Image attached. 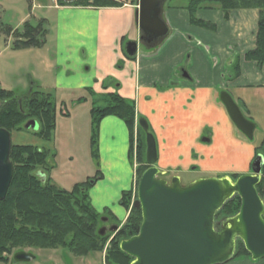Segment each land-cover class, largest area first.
Here are the masks:
<instances>
[{"label":"crops","instance_id":"obj_1","mask_svg":"<svg viewBox=\"0 0 264 264\" xmlns=\"http://www.w3.org/2000/svg\"><path fill=\"white\" fill-rule=\"evenodd\" d=\"M48 8L61 21L57 37L66 44V56L71 50L67 45L71 36L94 32V50L102 75L118 80L117 93L133 100L138 114L152 128L158 148L155 166L160 172L204 176L249 172L259 145L238 132L218 95L227 91L252 115L247 117L255 127L261 125L263 133L264 65L244 59V54L255 46L256 9L233 10L226 17L217 7L200 9L197 18L214 26L202 28L189 23L185 7L163 5L162 19L169 27L167 38L160 47L137 50L135 59L127 60L120 40L132 13L135 18V2L94 8L60 6L52 0ZM105 33L109 34V42L103 45ZM75 41L82 47L80 37ZM64 70L67 76L72 75ZM236 71L239 74L233 77ZM45 92L57 96L55 88ZM203 137L209 142H202ZM90 155L97 159V169L86 173L84 180L100 176L89 191L91 206L96 212L108 210L117 220H124L127 212L118 202L124 192L132 189L133 174L130 133L121 119L107 116L100 121L96 154ZM224 264L260 263L241 255Z\"/></svg>","mask_w":264,"mask_h":264},{"label":"trees","instance_id":"obj_2","mask_svg":"<svg viewBox=\"0 0 264 264\" xmlns=\"http://www.w3.org/2000/svg\"><path fill=\"white\" fill-rule=\"evenodd\" d=\"M60 6H91L94 8L119 7L122 4L113 0H57ZM216 6L226 17L231 11L238 9L257 10V30L255 46L244 54V59L264 65V0H189L185 9L189 23L202 28L214 26L196 17L200 9ZM44 20L32 25L24 22L19 29L5 28L14 41L15 50L41 47L44 42ZM146 49L153 46L144 45ZM236 71L232 75L238 76ZM115 116L127 125L133 142L134 105L116 92L108 93L104 107L92 108L90 111V148L92 156L96 154L98 122L104 116ZM34 119L39 127L34 132L43 141L52 139L56 122V104L50 92L31 91L28 96H21L16 91L0 88V128L7 131H19L24 123ZM142 134V136H141ZM144 134L137 128V178L148 168L144 161ZM132 145L130 147V155ZM255 155L263 156L261 166L262 178L256 185L261 199L264 196V138L255 148ZM50 151L34 145H15L10 147V160L13 173L4 200L0 202V264L9 261L7 255L24 248H62L76 256H85L90 252H106L104 264H130L132 258L119 249V243L138 231L141 212L130 206V191L122 194L120 203L130 209L128 216L114 237L107 242V233L98 234L99 217L91 206L87 189L89 181L94 183L100 176L95 174L83 182L75 183L70 189H61L39 176L42 169L51 167ZM238 177L232 175L233 179ZM91 183V185H92ZM240 200L237 195L227 200L216 212L217 222L237 213ZM101 222V221H100ZM107 242V243H106ZM249 255L241 242H237L232 258Z\"/></svg>","mask_w":264,"mask_h":264},{"label":"water","instance_id":"obj_3","mask_svg":"<svg viewBox=\"0 0 264 264\" xmlns=\"http://www.w3.org/2000/svg\"><path fill=\"white\" fill-rule=\"evenodd\" d=\"M166 0H137L135 21L141 33L139 40L150 44L165 38L169 28L162 20ZM138 42L125 43L127 57L136 55ZM235 127L248 139L255 124L246 119L226 91L219 93ZM138 124L145 132V161L149 167L141 174L132 207L140 210L141 222L136 234L119 243V249L132 258L130 264H223L234 254L236 242L243 245L252 260L264 258V203L256 185L261 180L263 156L251 164V173L232 180L228 176L195 179L183 185L178 177L169 182L159 178L153 166L157 158L155 140L144 119ZM25 128H36L30 120ZM10 132L0 128V202L4 200L13 173L10 160ZM43 178L42 173H39ZM237 195L240 200L236 214L215 222L216 212ZM108 218H101L106 222ZM117 225L102 226L99 235L112 232ZM31 253L17 251L14 261H30Z\"/></svg>","mask_w":264,"mask_h":264},{"label":"rangeland","instance_id":"obj_4","mask_svg":"<svg viewBox=\"0 0 264 264\" xmlns=\"http://www.w3.org/2000/svg\"><path fill=\"white\" fill-rule=\"evenodd\" d=\"M119 1L121 3L125 1L129 4L135 2V0ZM188 1L166 0L164 7H185ZM49 5H52V0H0V88L27 93L32 88L33 91L39 92L56 89L57 100L59 103L62 102L66 105L69 113L66 116H57L52 139L43 141L37 138L34 132L38 130V124L35 129L25 128V125H23V128L19 131L11 132L10 139L11 144L36 145L43 149H48L51 154V167L48 170L43 168V173L54 185L61 189H70V186L75 183L83 182L84 176L91 169H97L98 161L96 158L91 157V152L89 153L91 150L89 144L91 134L89 129V111L91 107H104L108 93H117L116 89L119 88V83L118 80H115L110 75H102V68L98 67L100 62L94 50L97 43L94 38V32L91 35L82 31L79 36H71V41L67 44L71 45V50L66 56V44L59 36L57 37L58 24L61 21H57L56 13L53 9L48 8ZM197 16L198 13H196ZM42 19L46 29L43 45L38 48L13 49L14 38L5 32V28L19 29L24 22L36 25ZM108 35V33H105L103 45L109 42ZM79 37L82 40V47H79L75 41ZM137 39L138 28L132 13L120 40L121 50L124 52L126 42ZM142 50L146 49L139 45L138 52ZM65 68L72 75L67 76L64 72ZM78 98L81 99L77 101ZM239 107L245 117H247V114L252 116L246 110H243L241 105ZM253 123L255 124L254 121ZM263 138L264 131L261 133V125L256 124L250 140L253 143L256 141L260 145ZM136 159L137 157L135 156L132 158L134 162H132L133 186L130 190V209L132 201L136 199L135 184L138 180L137 173L135 174L138 165ZM167 173L172 172L169 171ZM240 174L246 173L239 172ZM201 176L203 177L204 173H179L182 184H188L191 180ZM92 182V180L89 181L88 195ZM262 200L264 203V196ZM114 207L117 206L114 204ZM129 208L126 209L124 207L127 212L126 218ZM96 213L100 221L102 217L108 218L106 222L99 221V226L108 227L107 225L110 222L117 225L115 231L106 232L107 242H109L118 229L122 227L126 218L117 220L108 210L103 212L98 210ZM105 249L106 244L101 251L90 252L85 256H76L59 247L46 249L24 248L20 251L31 253L33 255L32 260L17 262L13 260L12 256L14 253H11L7 255L9 261L3 264H104ZM255 262L262 264L264 263V258L257 259Z\"/></svg>","mask_w":264,"mask_h":264},{"label":"flooded vegetation","instance_id":"obj_5","mask_svg":"<svg viewBox=\"0 0 264 264\" xmlns=\"http://www.w3.org/2000/svg\"><path fill=\"white\" fill-rule=\"evenodd\" d=\"M46 30V29H45ZM138 39L137 40H134V41H137L138 42V46L139 45H141V46H143L144 47V45H151V46H153V48H158V47H160L162 44H163V42H164V40L167 38V36L165 37V38H163V39H161V40H157V41H154V42H152V43H150V44H147V43H145V42H141L140 40H139V37H140V35H141V33H140V31H139V29H138ZM45 34H46V32H45ZM169 34V33H168ZM45 36V35H44ZM44 43V42H43ZM145 48V47H144ZM122 55H123V57L124 58H126L127 60H134L135 59V57L136 56H134V57H132V58H129V57H127V55L125 54V52H123L122 51ZM118 86H119V84H118ZM31 91H33V88L32 89H30V92L29 93H27V92H20V91H16L19 95H21V96H28L30 93H31ZM225 91V90H224ZM57 96H53V98H54V100H55V104H56V118H57V116H59V115H64V116H66V115H68V113H69V110H68V108L66 107V105L65 104H63L62 102H60L59 103V101L57 100V98H56ZM121 97H123V98H125L124 96H121ZM231 98H232V96H230ZM81 98H78L77 99V101L78 100H80ZM125 99H127V100H130V101H132L133 102V105H134V115H135V118H134V126H133V142L131 143V138H130V147H131V145H132V147H133V154H134V156H136L137 157V128H140L141 129V127L139 126V124H138V120L140 119V118H142V119H144L145 121H146V123H147V126H148V132L150 133V134H152V136H153V138H154V140H155V144H156V150H157V158H156V161H155V163H154V166H155V164L157 163V161H158V148H157V142H156V139H155V136H154V133H153V131H152V128L150 127V124H149V122H148V120L144 117V116H141V115H139L138 114V110H137V107H136V103L133 101V100H131V99H128V98H125ZM232 100L235 102V104L239 107V105L237 104V102L232 98ZM218 101L220 102V100H219V95H218ZM76 102V101H75ZM221 103V102H220ZM71 105H74V104H71ZM222 105V104H221ZM223 106V105H222ZM224 107V106H223ZM92 108H97V107H91V109ZM91 109H90V111H91ZM239 109H240V107H239ZM241 110V109H240ZM90 111H89V121H90ZM107 116H112V115H107ZM107 116H104V117H102L101 119H100V121L103 119V118H105V117H107ZM247 118V117H246ZM30 120H34V119H29V120H27L25 123H24V125L28 122V121H30ZM35 121V120H34ZM100 121L98 122V127H99V123H100ZM36 122V121H35ZM124 122V121H123ZM232 122V121H231ZM38 123L36 122V125H37ZM55 124H56V122H55ZM125 124V123H124ZM233 124V123H232ZM126 125V124H125ZM234 125V124H233ZM98 127H97V131H98ZM126 127H127V125H126ZM234 127H235V125H234ZM128 128V127H127ZM236 128V127H235ZM55 129V128H54ZM89 129H90V123H89ZM237 129V128H236ZM129 130V129H128ZM238 130V129H237ZM141 131L143 132V134H144V145H145V150H146V144H145V132L141 129ZM238 132H239V130H238ZM129 133H130V131H129ZM141 136H142V134H141ZM201 141L202 142H204V143H207V142H209V139L207 138V137H203L202 139H201ZM97 142H98V133H97ZM89 144H90V139H89ZM38 147H40V146H38ZM41 148V147H40ZM145 150H144V161H145ZM131 158H132V152H131ZM137 160V159H136ZM138 164V163H137ZM145 164H146V161H145ZM147 165V164H146ZM159 170V169H158ZM236 174V173H235ZM178 175V176H177ZM232 175H234V173H230V174H226V175H221V176H201V177H197L196 179H199V178H208V177H216V178H219V177H222V176H228V177H230L232 180H235V179H233L232 178ZM238 175V174H237ZM159 177L160 178H162V179H164V180H166V181H170V179L172 178V177H178L179 178V174H176L175 173V175H173L172 173H167V172H160V174H159ZM179 180H180V178H179ZM193 180H195V179H193ZM193 180H191V182L193 181ZM180 182H181V180H180ZM190 183V182H189ZM114 223L113 222H110V224H108L107 226H110V225H113Z\"/></svg>","mask_w":264,"mask_h":264}]
</instances>
